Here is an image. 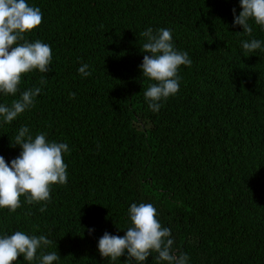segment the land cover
Segmentation results:
<instances>
[{
    "label": "trees",
    "instance_id": "16d2710c",
    "mask_svg": "<svg viewBox=\"0 0 264 264\" xmlns=\"http://www.w3.org/2000/svg\"><path fill=\"white\" fill-rule=\"evenodd\" d=\"M26 2L43 15L26 39L48 44L52 63L48 73L26 74L15 97L0 93L10 106L42 89L11 124L0 117V156L10 165L20 155L11 139L27 126L33 139L67 143L68 176L52 186L43 213V203L24 199L14 213L0 209V236L52 240L31 264L41 251L57 253L53 264H126L127 253L102 258L98 241L105 232L124 236L131 204L151 203L187 264H264V50L242 48L251 39L264 48V29L249 21L248 36L233 27L240 0ZM148 28L170 29L175 49L192 61L180 66L179 91L158 112L144 98L155 82L140 68ZM83 64L90 76L78 72ZM157 255L144 264H167ZM16 264L30 262L20 256Z\"/></svg>",
    "mask_w": 264,
    "mask_h": 264
},
{
    "label": "clouds",
    "instance_id": "9594fccd",
    "mask_svg": "<svg viewBox=\"0 0 264 264\" xmlns=\"http://www.w3.org/2000/svg\"><path fill=\"white\" fill-rule=\"evenodd\" d=\"M242 11L237 16L233 9V27L241 26L243 32L252 35L253 28L249 21H254L264 29V0H240ZM43 20L39 7L30 6L26 0H0V93L15 97L23 77L38 70L48 73L52 63L51 47L36 40L29 42L26 36L37 29ZM146 38L142 52L147 53L140 65L142 75L152 83L144 92L148 107L153 112L160 110L162 100H167L179 91L180 66H191L192 61L187 52L175 49L170 29L161 28L153 32L152 28L140 34ZM242 48L247 55L262 48V42L257 39L242 42ZM150 54V55H148ZM88 64L79 67L82 76H90ZM41 84L47 80L42 77ZM40 87L30 88L20 93L19 99H14L10 106L0 104V117L3 123L11 124L19 115L35 106V98L41 93ZM70 98L75 93L69 94ZM11 147L20 146V155L9 165L0 156V209L16 212L21 205V199L28 204H41L40 212L46 211L51 200L53 185L67 183V164L63 156L70 153L67 143L49 142L43 133L33 136L27 126H21L18 133L11 139ZM6 210L3 215H6ZM131 226L124 236H114L105 232L98 241V251L102 258L117 261L127 253L126 264H144L152 255L167 264H187V254L173 252L174 243L171 230L162 227L157 219V209L151 203H132L128 209ZM94 231L89 229V233ZM53 241L44 235L29 236L22 231L11 235L0 236V264H16L18 257L23 256L27 262L37 259V250L51 246ZM60 257L56 252L44 254L41 251L40 264H53Z\"/></svg>",
    "mask_w": 264,
    "mask_h": 264
}]
</instances>
